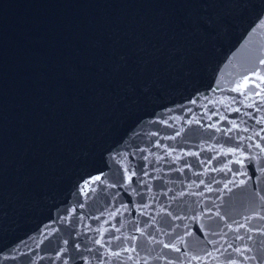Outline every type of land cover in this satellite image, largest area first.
Segmentation results:
<instances>
[{"label":"water","instance_id":"obj_1","mask_svg":"<svg viewBox=\"0 0 264 264\" xmlns=\"http://www.w3.org/2000/svg\"><path fill=\"white\" fill-rule=\"evenodd\" d=\"M0 264H264V0H0Z\"/></svg>","mask_w":264,"mask_h":264},{"label":"snow or ice","instance_id":"obj_2","mask_svg":"<svg viewBox=\"0 0 264 264\" xmlns=\"http://www.w3.org/2000/svg\"><path fill=\"white\" fill-rule=\"evenodd\" d=\"M245 83H247V81Z\"/></svg>","mask_w":264,"mask_h":264}]
</instances>
